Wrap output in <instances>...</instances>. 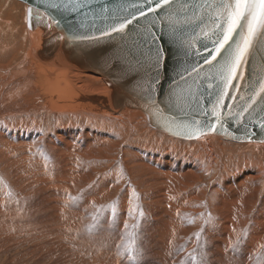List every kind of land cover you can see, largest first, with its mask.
<instances>
[{
  "label": "rangeland",
  "instance_id": "1",
  "mask_svg": "<svg viewBox=\"0 0 264 264\" xmlns=\"http://www.w3.org/2000/svg\"><path fill=\"white\" fill-rule=\"evenodd\" d=\"M23 3L24 2H22L20 0H0V17L2 18V16H5V14H7V12H12V14L16 16L17 28H16V30L14 32V35H12L11 38H8L7 40H8V42L10 41L11 44H15L16 43V40H17V44H18V46L20 48V50L18 49L17 54L19 56H21L20 59L22 57H24L22 55H23V53H24V51L26 49V45L28 44V42L25 39L26 37H24L25 36V31L23 30V26H24V24H23V22H24V20H23L24 12L23 11H24V7H25V5ZM11 8H12V10H11ZM12 38H14L15 40L13 39V41L11 42ZM10 58L13 59V61L11 60V62H10V64H11V63L14 62V58L13 57H10ZM6 64L7 63H5L4 65L6 66ZM1 82L3 83L4 80L3 81L1 80ZM0 88H1V85H0ZM25 96H26V94H25ZM29 98H31V99L29 100ZM29 98H25L24 99V101H23V103H25L24 105H22V106H20V104L17 105L21 109L20 113L19 112H17V113L16 112H13V114H12V112H11V115L10 114H4V115L0 114V123H6V122H8L9 125H11L13 127L16 126V128H17V126L19 127V126H22V125H27L28 127L31 128L33 126L32 124H34L32 122H33V120H35L36 121V124L39 123L40 126H41V129H42V131L44 133L43 134L44 140L47 139L46 136L48 137L50 134H53V133L55 134L56 132H58V129L60 127H68V128L71 127V128H74L76 126V128H77V126H78V127H80L82 129V131H80V132L82 133V136L83 137L85 136L84 134H85V132H86L87 129H99V130H102V131L108 133L111 136V137L109 136L110 137V142L115 143L117 149H115L116 151L113 152V153H115V155L113 157H105V158H102L101 156H96V158H95V156H94V157H92L90 159H88L87 156H83V157L74 156L75 153L70 152L69 157L66 158V159L69 160V162L71 163V159L73 157L74 158L73 160H75L74 163L80 164L81 167L83 168V171L84 170L87 171L86 172L87 174L85 173V176L82 173H81L82 175L80 173L75 174V176L73 177V181H75L76 184H80V186H75L76 189L72 190V192L73 193H74V191L77 192V193H74V194L75 195L78 194L80 197L79 196H75L74 194L71 195L72 192L71 191H68V192H71V193H70L69 196L65 197L66 199L68 198V200H65L66 202H64V201L62 202V201H60L61 199H59L57 201V203H60V204H64L65 203L63 206H65L66 209L62 206L60 208V210H59L60 212L58 211V214L55 215V217H56L55 220L52 221L51 223L49 221V211H50L49 209H50V205L53 202H55V201H51L49 197H47V198L45 197L46 196L45 195L46 194V191H50V190H49V188H46L47 189L46 190L44 188V186L47 183L48 178L50 179V181H49L50 183H54V180H53L52 176H53V174H54V176L56 175L55 177L53 176L54 178H56L58 176L57 173H59L58 170H60V168H61L60 163H61L62 160H60L59 165L57 163H58L59 159H62V158L55 157V154L53 152H51L50 147H49V151H48L46 145L44 144V141L42 143L38 144V150H36V149L34 150L33 148H30V146L28 145V150H26L24 153L26 155L29 154L30 157L23 158L20 161H18V160H15L14 161V156L11 155L10 153H8V159H9L8 160L9 161L8 163L9 164H7L6 160L0 161V228H2V229H0L1 230L0 231V237L2 236L0 238V247H1V249L3 248L2 245L3 244L5 245V243L7 242V238H8V234L4 233V230L3 229L6 228V226H8V225H9V227H12V222H14V223H18L19 222V228H20V230L24 231L23 233H22V231H20L18 233L19 235H21V237L26 236V234L28 236H30V235L32 236L33 233H29V231H31V229H32V231L34 230L33 232L35 234H37L38 237H40V238H38V239H31V240H28V242L26 241L27 242V245H26V243L23 244V246L21 247L20 250L18 248H16V249H12L11 248L10 251H12V252L14 251L13 252L14 254L12 252H10V251L9 252L6 251L4 253H1L2 250H0V258H1L0 259V264H10V263H13V262H14L13 264H18V262H19V264H33V263L34 264H36V263H38V264H43L44 263L45 264V262H47L46 264H63V263L65 264V261H66V264L67 263H70V262L72 264H80L79 263L80 261H82L84 264H89L88 261L90 260V258H89V256H87L88 254H86L87 257L85 255H83V256H85V257H83L82 254L83 253L85 254L86 251H90V248L93 247V246H95L97 248V251H99V253L101 252L104 255V256L99 257V255L97 254L96 257L97 258L99 257L100 259H104L105 258L108 261H110L109 259H111V257H109V256H112L113 257V256H116L117 254L120 253L118 256H116L117 258H120L119 260L116 261L117 258H115V257H114L115 259H113L114 261L111 259V261H113L112 262L113 264H114L115 261H116V263L118 262L117 264H119L121 261H122V263H120V264H155V263L156 264H162V263L164 264V262H165V264H199V263L200 264H238L239 262H241L242 264H245V261L243 262L242 260H244V259L246 260L247 258H248V260L251 258L252 260L250 259V261H252V263L254 261L253 259L256 258L255 261H254V264H256V261H257V264H264V255H263L264 253H261L264 250V230L262 231V229H260L262 227L264 229V225H263V223H264V214L262 215V218L261 219L260 218H257L258 213L262 209L264 210V207L262 206L264 204L263 203L264 202V200H263L264 190H262V192H261V189H264V179H263V177H264V173H263V171H264V161H263L264 160V145L255 144L256 146H254V144H252V143L250 144V143H243V142L227 141L226 139L225 140L222 139L221 136H219V135L218 136L220 138L216 135L219 139H216L215 141H212L211 140L210 142L208 141L209 143L205 141L206 139L205 140L204 139L198 140L199 139L198 138L196 140L195 139L194 140H183V139L171 137L169 135H166V134L158 131L156 128L152 127L147 122L146 117H145V114L142 111L136 110V109L128 110L130 112H138L136 114V116H134L132 119H128V120H130L129 122L126 121V120L125 121H121V120L116 121V120H113L110 117L103 118L104 116H108V115H105V114H100V115H102V117H98V116L89 117L87 115H84V117H82L83 114L82 115L81 114L80 115H75V116L72 115V116L58 117V116H60L62 114H65V113H62V112H61V114L54 113L52 110H45V112L44 111L38 112L39 109H38V105H37L38 104L37 99H34V98L30 97V96H29ZM2 99L3 98H1V100ZM7 99H8V97L6 98V100L5 99L4 100L5 101H8ZM27 100H29L28 101L29 104L27 103ZM2 102L5 103L3 100H2ZM27 105H28V107H27ZM26 113H27V115H26ZM15 117H16V119H14ZM142 117H143V119H142ZM65 130L64 131L62 130V132L64 133ZM77 134H78V132H77ZM60 135H62V134H60ZM72 137H68L66 139H69V140L72 139V142H74L75 138L74 137L72 138ZM79 138H82V137H79ZM76 141H79V140H76ZM206 144L207 145L209 144L210 147H208L209 145L206 146ZM43 145H45V146H43ZM202 146H203L204 149L202 148ZM43 147H45L47 149L46 150L44 148L46 150V152L44 150L43 153H39V149L41 150V148H43ZM131 147L132 148H135V147L138 148L139 154H140V151H142L143 153H145L144 150L146 151V153H147V154H145L146 156H143L144 155L143 154L141 156V158L142 157L143 158L142 159L140 158V159H141V161L143 159H145L146 161H148V164H149L150 167L148 166V164H146V165L143 164L142 165L140 162H137L136 161L137 159L135 160L136 155L132 152L133 149H131ZM170 149H171V151H170ZM47 152L49 154L51 152V154L53 153L54 155L53 156L51 154L49 155ZM44 153H45V156L46 157L44 156ZM5 155H7V153H5ZM48 155H49V157H48ZM170 155H171V157H170ZM177 155H179V156H177ZM17 156H20V154H17ZM38 156H40V157H38ZM51 156L54 157L52 159H56V160L55 161L50 160L51 159L50 158ZM195 156H196V158H195ZM148 158H152V159L154 158L155 160H153L154 161L153 162L152 159H148ZM126 159H128L129 164H127L126 166H124ZM181 159H182V161H181ZM188 159L191 160V161H189ZM94 160H96V161L94 162ZM145 160H143V161H145ZM69 162H68V166H70ZM83 162H85L86 165H84ZM97 162H101L100 165H98ZM244 165H245V167H244ZM253 165H255V168H253ZM56 166L57 167L59 166L60 168L59 167L57 168ZM38 167H42L40 169L41 170V173H42V177L41 176L38 177V170H37ZM54 167H56V168H54ZM72 167H73V165H72ZM84 167H86V168H84ZM125 167H127V168H125ZM176 167L178 169H176ZM187 167L190 168V169H188ZM195 167H196V169H194ZM198 167H200V168H198ZM52 168H54V169L52 170ZM16 169L20 170V172L19 173H16L15 172ZM141 169H143V170H141ZM169 169L172 170V171H170ZM257 169H259V170H257ZM107 170H108L109 173L107 172ZM194 170L196 172H194ZM256 170L259 171V172H261V173L255 172ZM53 171H54V173H53ZM168 172L169 173L170 172H173V173H170L169 174ZM178 173H179V175H178ZM246 173H248V174H246ZM12 174H14V175H12ZM46 174L48 175V177H46L47 176ZM88 174L91 177L93 176V178L88 177L87 176ZM123 174H125V175H123ZM44 175H45L46 178H44ZM162 175H163L164 178L163 177L161 178ZM82 176H84L85 178H88V180L85 179L84 177L82 178ZM166 176H168V178H165ZM192 176H194L195 178L192 177ZM68 177L70 178V176H68ZM109 177H112L113 179L114 178L115 179L113 180L112 178H109ZM118 177H120V178H118ZM153 177L154 178H157L158 177V179H154ZM184 177L185 178L187 177V178L185 179ZM251 177H252V180H250ZM36 178H37V181H36ZM43 178H44L45 181H43ZM182 178H184V179L182 180ZM188 178H190V179H188ZM38 179L40 181H38ZM240 179H242V180H240ZM33 180H34V182H33ZM115 180H116V182H115ZM140 180H142V181H140ZM181 180H182V182H181ZM89 181L91 183H89ZM251 181H253V183H251ZM39 182H41V183H39ZM138 182L140 184H138ZM179 182H180V184H179ZM184 182H186L185 184L188 183L186 185V188L184 187L185 189L184 188L183 189L182 188L179 189V186L181 185V183H184ZM111 183H112L113 187H111V190L110 191H109V189H110L109 188L108 189V192L109 193L107 192V194H105L104 188L106 187V185H109ZM29 184H31V186ZM32 184H34V185H32ZM82 184H84V186ZM94 184H97L96 185L97 188H96V186ZM130 184L131 185L132 184L134 185L135 190L133 189L131 191L130 196H128V197H126L124 199L121 196V192L123 191V188L125 190ZM146 184H147V186H145ZM222 184H223V186H222ZM39 185L42 187L41 189H38L39 188ZM115 185H117V186H115ZM214 185H216V186H214ZM23 187H25V188H23ZM35 187H36V189H35ZM94 188H95V191H94ZM98 188H100L101 190L98 189ZM96 189H98V190L96 191ZM155 189L156 190H159L160 189V190L159 191H156ZM164 189H166V190H164ZM196 189H197V191H196ZM39 190L41 191V193L39 192ZM145 190H148V191H145ZM151 190H152V192H151ZM176 190H177V192H176ZM220 190H221V192L223 194H221ZM198 191L199 192L201 191V192L198 193ZM228 191H230L231 193L228 192ZM36 192H38V194ZM97 192L100 193V194L98 193L99 199L96 198ZM147 192H150V193H147ZM247 192H250V194H251L250 196L248 195L246 197L247 199L250 200V202H249L250 204L248 203L249 205L247 203H244L243 202V200L246 199V198L244 199L245 196H243V195H245V193H247ZM35 193L37 194L36 195L37 197L35 195L34 196L32 195V194H35ZM86 193H91V194H88V196H90V197H88V199L85 196ZM146 193H147V195H146ZM195 193H197L199 195L197 196V194H195ZM201 193H203V195H204L205 198H203V196H201ZM228 193H230V194H228ZM193 194L196 195V196H194L195 198L193 197ZM220 194H221V197H218ZM256 194H258L257 197H256ZM28 195H30V196L32 195V196L30 197ZM165 195L167 197H165ZM70 196H72V197H70ZM82 196L83 197L85 196L86 199L83 198ZM172 196H173V198H172ZM222 196H224V197H222ZM233 196L234 197L236 196V197H239V198L233 199ZM240 196L243 198V200H241L242 198H240ZM9 197H11L12 199L11 198L9 199ZM32 197H33V199H32ZM76 197H78V199ZM153 197L156 198V199H158V201L160 202V204H159V202H155V199ZM196 197H198V198L196 199ZM225 197H227L229 200H231V199L234 200V201L231 200L232 203H234V204H232V203L229 204V203L225 202ZM166 198L169 199V200H167ZM221 198H222L223 201L221 200ZM258 198H260V199L258 200ZM184 199L186 201L185 202L186 204H184ZM95 200H97V201H95ZM216 200L217 201H220V202H217ZM29 201H31V202H29ZM87 201H89V202L86 203ZM90 201H92V202H90ZM258 201H259V204H258ZM260 201L263 204H261ZM84 202H85V204H84ZM163 202L165 204H163ZM190 202H192V203L190 204ZM215 202H217L219 205L217 203H215ZM224 202H225V204H224ZM238 202H241V203H238ZM24 203L26 204V206L24 205ZM115 203H116V206H114ZM141 203L142 204L144 203V204L142 205ZM161 203L163 205H165V206L162 207V204ZM222 203H223V205H222ZM119 204L120 205H123V206H120ZM180 204H182V205H180ZM226 204L229 205V206H232V207L234 206L233 207L234 208L233 211L227 212L229 210L227 209V205ZM260 204H261V207H260ZM2 205H3V207H2ZM81 205H82V207H81ZM89 205H92V208H90V209L87 208V206L89 207ZM118 205L120 207H118ZM158 205H160V206H158ZM184 205H185V207H184ZM186 205H188V206H186ZM238 205H239V207H237ZM112 206L114 208H116V209H114ZM242 206H244L246 208L245 209H242L241 208ZM4 207H5V209H4ZM17 207H18V209H17ZM165 207H166V209H165ZM10 208H11V210H9ZM20 208L23 209L24 213H23L22 209H20ZM31 208H34V209L32 210ZM63 208L67 211V214L65 213V210H63ZM108 208H109V210H108ZM152 208L154 209V212L152 211L153 210ZM185 208H187V209H185ZM218 208L220 210H218ZM257 208H259V209H257ZM142 209H144V210L147 209L146 211H148V210L149 211L146 212V211H144ZM170 209H171V211H170ZM15 210H16V212H15ZM62 210H63V213H62ZM74 210H75V213H73L74 214L73 215L72 212H74ZM114 210H117V212L114 211ZM172 210H173V212H172ZM186 210H187V212H185ZM189 210H190L191 214H189L190 213ZM53 211H54V209H53ZM80 211L81 212H84L85 211L84 212L85 214L84 213H79ZM140 211H142V212H140ZM244 211H247V212L245 213ZM98 212H99V215H97ZM12 213H13V215H12ZM60 213L65 214V216L61 215ZM124 213L127 216H125ZM135 213H137L138 216ZM149 213H152V214L150 215ZM153 213H155V214H153ZM168 213H170L171 215L168 214ZM172 213L174 215H172ZM226 213H228V214L226 215ZM68 214H70V216L72 215L73 217L71 216V218L67 220V215ZM75 214H79V216H78L79 218H77V215L75 216ZM80 214H83V215H80ZM146 214H147V216H146ZM222 214L223 215L225 214L224 215L225 217ZM239 214H240V216H239ZM255 214H257V215H255ZM84 215H85V217H84ZM95 215H96V217L94 218ZM100 215H103L102 218H101ZM112 215H113V217H112ZM139 215H141V216L144 215V216L141 218V216H139ZM169 215H170V217H169ZM242 215H244V216H242ZM81 216H82V218H85V219H82ZM165 217H166V219H165ZM171 217H172V219H171ZM175 217L177 219H175ZM226 217H228V218H226ZM231 217H232V219L228 220ZM61 218H63V219H61ZM86 218H87V220H86ZM90 218H91V221L93 220L92 222L89 221ZM121 218H123V219L121 220ZM223 218H224V220H223ZM240 218H243L244 221L241 222V219ZM255 218H257V221H256ZM71 219H73V221ZM79 219H82V220H80V221H82L81 223H80ZM107 219H110V220L108 221ZM137 219H139L141 221H138ZM159 219H160V221L161 220L162 221L160 222ZM190 219L191 220L193 219L195 221H193V220L191 221ZM66 220L67 221H72V222L68 223ZM83 220L85 221V223H84ZM120 220H121V222H120ZM146 220H147V222H146ZM157 220H158V223H157ZM211 220H213V221H211ZM258 220L259 221L262 220V222L260 221L261 222L260 223ZM55 221L57 223H55ZM58 221H59V223H58ZM63 221H65V222H63ZM183 221H185V222H183ZM222 221H224V223ZM255 221H256V223H255ZM73 222H75L74 225H73L74 228L71 227V225L73 224ZM94 222H95V224H94L95 226H93V223ZM139 222L141 224H139ZM194 222H197L196 223V226H195V223ZM210 222L212 224H210ZM38 223L40 225H38ZM79 223L81 224V226H80ZM86 223H88V224H86ZM143 223L145 225H142ZM165 223L168 224V225L166 226ZM173 223L175 224V226L177 228L174 226ZM201 223H202V225L204 227L202 225H200ZM232 223L235 226L232 225ZM107 224H110V225H107ZM111 224H113V225H111ZM136 224H138L139 228H138V226ZM217 224H219V225H217ZM227 224L229 226H227ZM258 224H260V225H258ZM261 224H262V226H261ZM29 225H30V227H29ZM56 225H57L58 228L56 227ZM78 225H79V227H78ZM117 225H119V226H117ZM16 226L17 227H15L13 229L15 231L18 230V224H16ZM34 226H35V228H34ZM60 226L62 227V229H61ZM66 226H67L68 229H64ZM172 226H173V228H172ZM253 226H255L256 228L253 227ZM50 227H53V228H51V230H50ZM122 227H124V228H122ZM132 227H133V229H132ZM174 227H175V229H174ZM195 227H197V228H195ZM228 227H230V229ZM238 227L241 230H238ZM249 227H251V228L248 230L247 228H249ZM252 227H253V229H252ZM42 228H47V229H43L42 230ZM70 228H72V229H70ZM147 228H148V230H147ZM151 228L153 229L154 232L155 231L157 232V230H158L157 234H156V232L154 234V232L151 231ZM23 229H25V230H23ZM74 229H76V231ZM95 229H97V230L95 231ZM161 229H162V231H161ZM190 229H192V230L190 231ZM254 229H257V230H254ZM258 229L261 232H259ZM122 230H124V231L122 232ZM144 230H145V232H143ZM228 230H229V233H228ZM242 230H244V231H242ZM252 230L255 231V232L257 231L259 234L257 232H256L257 234H254V232ZM12 231H11V233H9V236L12 237L13 238V241H14V236L16 238V233L17 232H15V231L12 232ZM42 231H43V233H41ZM135 231H137L139 233H137ZM163 231L166 232V233H164ZM232 231L235 232L234 234H236V237H233V232ZM250 231L252 233H249ZM56 232H62V233L65 232V233H63V234L58 233V236H59V239H58V236L56 235V237H55V235H54ZM66 232H68L67 233L68 236H67ZM75 232H77V233H75ZM121 232H122V234L125 233V237H124V235L121 234ZM131 232L134 233V234H132ZM161 232L164 235H162ZM173 232H176V233H173ZM51 233H53V234H51ZM69 233L70 234L73 233L74 235H76L75 238L73 237V235L71 237V235ZM141 233H144V234H141ZM246 233L247 234L249 233L248 236H246L247 235ZM186 234H188V237H187ZM197 234H200L199 235L200 237H198ZM51 235L53 237H51ZM64 235H66V236L64 237ZM81 235L83 236V240L82 239H79L80 237H82ZM100 235H102V236H100ZM104 235H105V237H104ZM201 235H203V237H204V235L205 236L207 235V237L210 236L211 238L210 237L209 238H207V237L203 238L202 237V239L204 241V242H202L201 241ZM78 236H79V238H78ZM121 236H122V238H125L126 239V241L129 243V244H126V245L127 246L129 245L128 247L131 246L130 247L131 249L130 248H127V246H125L124 243L126 241H124L125 239L124 240L121 239ZM138 236H140V237H138ZM148 236L150 238H148ZM212 236H217V237L213 238L214 239L213 240L212 239ZM222 236L224 238H226L228 236L229 239L226 238V241L227 240L228 241L227 242L224 241V239H223ZM255 236H256L257 239L254 238ZM257 236H259V237H257ZM41 237H43V238H41ZM45 237H47V238H45ZM49 237H51V238H49ZM65 238L67 240L69 239L68 242L72 241L73 240L72 238H74V240L78 238L76 241H74V240L73 241L75 242L74 245L75 246L78 245L79 247L78 246L72 247L69 244L72 245L73 243H68L67 241H65L66 243L63 241L65 243V245L63 247L60 246V240H65ZM86 238H89V239L92 238V239H94L95 240V242H94L95 244L93 243L94 245L92 246L91 243L93 242V240L92 239H91V241L90 240H86ZM119 238H120L119 241L122 240L120 243H119V241H117ZM128 238H130V239H128ZM243 238H244V240H242ZM27 239H29V237ZM44 239H46V240L49 239V242L50 243H48V240L45 241ZM54 239H56V240H54ZM133 239H135V240L133 241ZM136 239H137V241H136ZM152 239H155V240H152ZM207 239H210V240L212 239L213 241L211 240V242L209 243V240L207 241ZM40 240H42V241H40ZM111 240H113V241H111ZM183 240H184V245L185 246L183 245V243H181L183 246L180 244V242H182ZM185 240L186 241L188 240V241L186 242ZM252 240L256 241V243H254V241L252 242ZM43 241H45L46 243L43 242ZM58 241H59V243H58ZM80 241H83V244ZM85 241H86V244H85ZM123 241H124V243H123ZM153 241H154V243H153ZM230 241L235 246L234 250H233V245L230 243ZM237 241L238 242L240 241V244L239 243L236 244L235 242H237ZM51 242H54L55 244L51 245ZM87 242L89 243V245H87ZM99 242H101V244ZM136 242H138V243H136ZM213 242H215V246L216 247L214 246ZM38 243L40 245H38ZM122 243H123V246H122ZM133 243H134V245H133ZM149 243H151V245ZM163 243H164V245H162ZM201 243H205V244H202L201 245ZM44 244H45V246H44ZM103 244L105 246H103L104 248L102 249V245ZM112 244H115V245H112ZM153 244H154V246H153ZM226 244H228V246ZM255 244H258V248H257V245L255 246ZM36 245H37V247H36ZM47 245H48V247H47ZM110 245H111V247H109ZM159 245L162 246L161 250L163 252L164 251H166V252L163 253L161 250H158V246ZM176 245H177V247H176ZM230 245H232V246H230ZM238 245H239V248L240 249H238ZM40 246H41V248H40ZM80 246H81V248H80ZM99 246H100V250L102 249V251L99 250ZM121 246L122 247L125 246V247L121 249L120 248ZM152 246L154 248H152ZM28 247H29L30 251H29ZM43 247H44L45 250L47 249L46 252L43 249ZM49 247L51 249V252H50V250H48ZM65 247L67 249H69L67 252H66L67 249ZM77 247L80 248V250H78ZM160 247H159V249H160ZM200 247H201V249H200L201 251L198 250ZM58 248H59V251L61 252V254L62 253L63 254L65 253L64 254L65 256L62 254L63 257H61V254L58 251ZM82 248H83V250H81ZM84 248H86L88 250H86ZM163 248H165V249L163 250ZM174 248L175 249L177 248V249L174 250ZM184 248H185L186 251H188L190 249L189 250L190 252L189 251L186 252L184 250ZM195 248H196V250H195ZM251 248H253L254 250L252 249L249 252V250ZM262 248H263V250L261 251ZM35 249L36 250L38 249V250L36 251ZM40 250H41V254L42 255L40 253H38ZM42 250H44V252ZM73 250H74V252H73ZM116 250H118V251H116ZM133 250H135V251H133ZM180 250H182V251H180ZM212 250H214V252ZM56 251H58V253ZM83 251H85V252H83ZM103 251H104V253H103ZM210 251H212L213 253L210 252ZM215 251H217V253ZM258 251L261 254H259ZM16 252H18V253H16ZM22 252L24 253V255L22 254ZM72 252L74 254L78 252L77 253L78 255L75 254L77 257L74 256V254H71ZM160 252H161V255H160ZM183 252H184V254H183L184 257L182 255ZM202 252L203 253L207 252V253L203 254ZM251 252H253V254ZM255 252H256V255L258 253V255H259V256L257 255L258 257L255 255ZM7 253L8 254L10 253V254L8 255ZM19 253H21L20 255L23 256V257H20ZM48 253L52 254V256L50 254H48ZM56 253H57V256H56ZM66 253L67 254L69 253V254L67 255ZM101 253H100V255H101ZM129 253H130V256L128 255ZM38 254H40L41 256L38 255ZM111 254H113V255H111ZM163 254H166L167 256L166 255L163 256ZM185 254H186V256H185ZM250 254H252L253 256L251 255V257H250L249 256ZM16 255L18 257H15ZM254 255H255V258H254ZM5 256H8V257H5ZM24 256H26V257H24ZM79 256H81L80 258L82 260L80 259V261L78 262V259H79L78 257ZM176 256H178V257H176ZM180 256H181V258H180ZM215 256L220 257L219 259L221 260V262H219L220 260L217 259V257H215ZM235 256H237L238 258L235 257ZM27 257H28V259H26ZM36 257H38V258H36ZM65 257H67L68 259L65 260L66 259ZM82 257L83 258H88V261H87V259L84 260ZM239 257H243V259H241ZM8 258H9V261H7ZM16 258H19L20 260L18 261V259H16ZM50 258H52V259H50ZM56 258L59 259V263L57 262L58 260L56 261ZM62 258H63V261H62ZM71 258H73V259H71ZM95 258H93L95 261L94 260H92V261H94L96 264H109V262H106L107 260L105 261V259H104V260H101L100 261L99 258L98 259L96 258L98 260V263H97V260ZM12 259H15L17 261L12 260ZM76 259H77V262H76ZM34 260L35 261L39 260V261L34 262ZM68 260H70V261L67 262ZM160 260H162V261H160ZM248 260H247V264L248 263L251 264L250 261H248ZM260 260H261V262H260ZM41 261H42V263H40ZM54 261L56 263H54ZM82 262H81V264H83ZM86 262H88V263H86ZM90 262H91V260H90Z\"/></svg>",
  "mask_w": 264,
  "mask_h": 264
},
{
  "label": "bare ground",
  "instance_id": "2",
  "mask_svg": "<svg viewBox=\"0 0 264 264\" xmlns=\"http://www.w3.org/2000/svg\"><path fill=\"white\" fill-rule=\"evenodd\" d=\"M21 1V0H20ZM23 2V1H22ZM24 5H25V7H24V16H23V20H24V22H23V24H24V26H23V30L25 31V36L24 37H26L25 39H26V41L28 42V44L26 45V49H25V51H24V53H23V55L22 56H24V57H22L21 59H20V57L21 56H19L18 54H17V51H18V49L20 50V48H19V46H18V44H17V40H16V43L15 44H11L10 43V41L8 42V38H11V36L12 35H14V32H15V30H16V28H17V20H16V16L15 15H13L12 14V12H7V14H5V16H2V18L0 17V85H1V88H0V97L1 98H3L2 100L5 102V103H3L2 102V100H1V98H0V114H2V115H4V114H10L11 115V112H12V114H13V112H19L20 113V111H21V109H20V107H18L17 105H19L20 104V106H22V105H24L25 103H23V101H24V99L25 98H29V96L30 97H32V98H34V99H37V101H38V109H39V111L38 112H40V111H44L45 112V110H52L54 113H59V114H61V112L62 113H65V114H62V115H60V116H58V117H63V116H72V115H82V117H84V115H87V116H89V117H94V116H98V117H102V115H100V114H105V115H108V116H104L103 118H107V117H110V118H112L113 120H116V121H118V120H121V121H130V120H128V119H132L134 116H136V114L138 113V112H130V111H128V110H133V109H136V110H140V111H142L144 114H145V112L141 109V108H138L136 105H134V104H129V103H124V99L123 100H119L118 99V97H117V95L119 94V93H121L122 94V96L124 97V93H122L121 91H119L117 94H116V92L113 90V88H112V85L111 84H115L116 82H117V78H114V77H112V78H109V76L106 74V70L105 71H102V69H100V68H103V67H99V68H96V72H94V71H90L89 69H87V68H85V67H81V66H78V65H76L75 63H73V62H71L68 58H67V56L66 55H68V50H67V48H66V46H65V42H66V40L65 39H61V37H66V36H68V34H69V25H71L72 26V28L73 29H75V27L73 26V24H72V17L71 16H68L66 19L64 18V25H63V21H62V19L61 18H59L57 15V17L59 18V21H60V25H59V27H56V26H52V27H45L43 24H41V25H37V24H35V22L33 21V23L35 24V26L33 27L31 24H30V22H29V17H28V4L27 3H23ZM40 9V11L41 12H43V13H45V12H47V13H49L48 11L49 10H47L46 8H43V7H41V8H39ZM11 10H12V8H11ZM50 14V13H49ZM7 15V16H6ZM51 16H54L55 17V15H54V13L53 14H50ZM56 18V17H55ZM4 19V20H3ZM57 19V18H56ZM58 20V19H57ZM46 23L47 24H52V21H51V19H48L47 18V20H46ZM13 39L14 38H12V40H11V42L13 41ZM15 40V39H14ZM15 42V41H14ZM51 43H52V45H53V48H54V50H52V46H51ZM51 46V47H50ZM15 53V54H14ZM92 54H94L93 53V51L91 50V52L90 53H88V54H85V55H83V56H87L88 58H91L92 59ZM10 57H13L14 58V62L13 63H11L10 64V62H11V60L13 61V59H11ZM95 60H97V57H95L94 58ZM5 63H7L6 64V66L4 65ZM9 66V67H8ZM1 80L3 81L4 80V82L2 83L1 82ZM25 94H26V96H25ZM8 97V101H5L6 100V98ZM84 98H86L87 100H89V103L86 105L85 103H83V101H82V99H84ZM5 99V100H4ZM31 98H29V100H30ZM86 99H85V101H86ZM29 100H27V103H28V101ZM33 100V99H32ZM26 102V101H25ZM33 102V101H32ZM3 103V104H2ZM29 104V103H28ZM35 104V105H36ZM26 107V106H25ZM27 107H28V105H27ZM26 107V108H27ZM36 107V106H35ZM24 108V107H23ZM22 108V109H23ZM34 108V107H33ZM16 109V110H15ZM25 109V108H24ZM15 110V111H14ZM25 112V111H24ZM33 112V111H32ZM34 113V112H33ZM26 115H27V113H26ZM80 117V116H79ZM145 117H146V120H147V122L152 126V127H154V128H156L155 126H153L152 124H151V122L149 121V119H148V117H147V115L145 114ZM96 118V117H95ZM14 119H16V117L14 118ZM34 119V118H33ZM142 119H143V117H142ZM23 121V120H22ZM94 121V120H93ZM21 122V121H20ZM96 122V121H95ZM141 122V121H140ZM12 123V122H11ZM32 123H34V124H32L33 126L30 128V127H28L27 125H22V126H17V128H16V126H11V125H9V123L8 122H6V123H0V161H2V160H6V162H7V164H9L8 162V153H10L11 155H13L14 156V161L15 160H18V161H20V160H22L23 158H28V157H30L29 156V154L28 155H26L24 152L26 151V150H28V145L30 146V148H33L34 150L36 149V150H38V144H40V143H42L43 141H44V144L46 145V147H47V149H48V151H49V147H50V150H51V152H53L54 154H55V157H58V158H62V159H59V161H58V165H59V162H60V160H62L61 161V163H60V165H61V168H60V170H58L59 171V173H57V177L56 178H54L55 176H54V174H53V176H52V178H53V180H54V183H50L49 181H50V179L48 178V181H47V183L45 184V186H44V188L46 189V188H49V190L50 191H46L45 189V191H46V198L47 197H49L50 198V200L51 201H55V202H53L51 205H50V211H49V221H50V223L52 222V221H54L55 220V215H57L58 214V211L60 210V208L65 204H60V203H57V201L59 200V199H61L60 201H64V202H66L65 200H68V198L66 199L65 197H67V196H69L70 195V193L72 192V190H74V189H76L75 188V186H80V184H76L75 183V181H73V177L75 176V174H77V173H82V174H84V176H85V173L87 172V171H83V168L81 167V165L80 164H76V163H74V161L75 160H73L74 158L72 157V159H71V163L69 162V160H67L66 158H68L69 157V155H70V152H72V153H75V155L74 156H80V157H83V156H87L88 157V159H90V158H92V157H94L95 156V158H96V156H101L102 158H105V157H113L114 155H115V153H113V152H115L116 150L115 149H117L116 148V145H115V143H113V142H110V135L108 134V133H106V132H104V131H102V130H99V129H87L86 130V132H85V136L83 137L82 136V133L80 132V131H82V129L80 128V127H78L77 126V128H76V126L74 127V128H68V127H60L59 129H58V132H56L55 134L53 133V134H50L48 137L46 136V140H44V136H43V131H42V129H41V126H40V124L38 123V124H36V121L35 120H33V122ZM62 125V124H61ZM67 128V129H66ZM66 129V130H65ZM158 131H160V132H162V133H164V134H166V135H169L168 133H166V132H164V131H161V130H159L158 128H156ZM62 130L64 131L65 130V132L63 133L62 132ZM77 132H78V134H77ZM60 134H62V135H60ZM73 134V135H72ZM219 135V136H221V138L222 139H226L224 136H222V135H220V134H216V133H205L204 135H201L200 137H198V138H196V139H198V140H202V139H206L205 141L206 142H210L211 140L212 141H215L216 139H219L217 136ZM74 137L75 138V140H74V142H72V139H66V138H68V137ZM82 137V138H79V137ZM110 136V137H109ZM169 136H171V137H174V136H172V135H169ZM72 137V138H73ZM175 138H177V137H175ZM114 139V138H113ZM195 139V140H196ZM76 140H79V141H76ZM115 140V139H114ZM227 141H232V140H229V139H226ZM208 142V143H209ZM233 142H236V141H233ZM56 143V144H55ZM58 143V144H57ZM243 143H252V144H254V146H256L255 144H259V145H264V142H257V141H255V142H253V141H245V142H243ZM45 145H43V146H45ZM203 145V144H202ZM209 145V144H208ZM207 144H206V146H208ZM253 146V145H252ZM193 147V146H192ZM208 147H210V145L208 146ZM45 147H43V148H41V150L39 149V153H43L44 152V150L46 149H44ZM130 148V147H129ZM202 148H203V146H202ZM256 148V147H255ZM46 149V150H47ZM131 149H133V153L136 155V158H135V160L137 161V162H140L142 165L143 164H148V161H146L145 159H143V160H145V161H141V159L143 158H141V156L143 155V156H146L145 154H147L146 153V151L144 150V152L145 153H143L142 151H140V154H139V150H138V148H132L131 147ZM204 149V148H203ZM46 150H45V152H46ZM142 150V149H141ZM208 150V149H207ZM217 150V149H216ZM120 151V150H119ZM170 151H171V149H170ZM254 151V150H253ZM51 152H50V154H51ZM206 152V151H205ZM212 152V151H211ZM5 153H7V155H5ZM48 153V152H47ZM51 154L52 156L54 155V154ZM17 154H20V156H17ZM49 154V153H48ZM49 154V155H50ZM178 154V153H177ZM199 154V153H198ZM49 155H48V157H49ZM169 155V154H168ZM186 155V154H185ZM42 156V155H41ZM44 156H45V153H44ZM50 157L51 159L50 160H53V161H55L56 159H52V158H54V157ZM72 156V155H71ZM177 156H179V155H177ZM192 156V155H191ZM198 156V155H197ZM38 157H40V156H38ZM43 157V156H42ZM46 157V156H45ZM148 157V156H147ZM151 157V156H150ZM170 157H171V155H170ZM194 157V156H193ZM13 158V157H12ZM99 158V157H98ZM115 158V157H114ZM141 158V159H140ZM158 158V157H157ZM156 158V159H157ZM182 158V157H181ZM184 158V157H183ZM191 158V157H190ZM195 158H196V156H195ZM194 158V159H195ZM198 158V157H197ZM148 159H152V158H148ZM206 159V158H205ZM209 159V158H208ZM41 160V159H40ZM73 160V161H72ZM81 160V159H80ZM153 160H155L154 158L152 159V161ZM185 160V159H184ZM189 160V159H188ZM198 160V159H197ZM34 161V160H33ZM69 162V164H70V166H68V162ZM96 160H94V162H95ZM108 161V160H107ZM181 161H182V159H181ZM186 161V160H185ZM189 161H191V160H189ZM199 161V160H198ZM251 161V160H250ZM264 161V160H263ZM111 162V161H110ZM154 162V161H153ZM34 163V162H33ZM84 163V165H86L85 164V162H83ZM87 163V162H86ZM98 163V165H100V163L101 162H97ZM124 163V162H123ZM162 163V162H161ZM183 163V162H182ZM43 164V163H42ZM73 165V167H72V165ZM88 164V163H87ZM93 164V163H92ZM127 164H129V161H128V159H126V161H125V165L124 166H126ZM168 164V163H167ZM193 164V163H192ZM54 165V164H53ZM83 165V164H82ZM90 165V164H89ZM136 165V164H135ZM178 165V164H177ZM251 165V164H250ZM43 166V165H42ZM55 166V165H54ZM80 166V167H79ZM148 166H149V164H148ZM170 166V165H169ZM22 167V166H21ZM37 167V166H36ZM51 167V166H50ZM53 167V166H52ZM57 167V166H56ZM56 167H54V168H56ZM57 167V168H58ZM88 167V166H87ZM150 167V166H149ZM168 167V166H167ZM244 167H245V165H244ZM42 167H38L37 168V170H38V177L39 176H41L42 177V173H41V169ZM54 168H52V170L54 169ZM81 168V169H80ZM84 168H86V167H84ZM97 168V167H96ZM95 168V169H96ZM103 168V167H102ZM125 168H127V167H125ZM188 168V167H187ZM198 168H200V167H198ZM197 168V169H198ZM253 168H255V165H253ZM257 168V167H256ZM44 169V168H43ZM146 169V168H145ZM151 169V168H150ZM176 169H178L177 167H176ZM188 169H190V168H188ZM194 169H196V167L194 168ZM202 169V168H201ZM242 169V168H241ZM244 169V168H243ZM260 169V168H259ZM259 169H257V170H259ZM45 170V169H44ZM91 170V169H90ZM141 170H143V169H141ZM170 170V169H169ZM199 170V169H198ZM197 170V171H198ZM203 170V169H202ZM206 170V169H205ZM255 171V172H258V173H261V172H259V171ZM125 171V170H124ZM129 171V170H128ZM139 171V170H138ZM170 171H172V170H170ZM181 171V170H180ZM187 171V170H186ZM201 171V170H200ZM14 172V171H13ZM15 172L16 173H19L20 172V170H18V169H16L15 170ZM36 172V171H35ZM52 172V171H51ZM107 172H108V170H107ZM117 172V171H116ZM157 172V171H156ZM164 172V171H163ZM175 172V171H174ZM179 172V171H178ZM188 172V171H187ZM194 172H196L195 170H194ZM202 172V171H201ZM53 173H54V171H53ZM109 173V172H108ZM165 173V172H164ZM169 173V172H168ZM170 173H173V172H170ZM169 173V174H170ZM263 173H264V171H263ZM48 174V173H47ZM46 174V175H47ZM52 174V173H51ZM50 174V175H51ZM81 174V175H82ZM87 174V173H86ZM156 174V173H155ZM182 174V173H181ZM238 174V173H237ZM246 174H248V173H246ZM12 175H14V174H12ZM29 175V174H28ZM123 175H125V174H123ZM152 175V174H151ZM172 175V174H171ZM178 175H179V173H178ZM184 175V174H183ZM193 175V174H192ZM245 175V174H244ZM21 176V175H20ZM68 176H70V178L68 177ZM84 176H82V178L84 177ZM88 177H90V178H93V176L91 177V176H89V174L87 175ZM110 176V175H109ZM113 176V175H112ZM127 176V175H126ZM165 176V175H164ZM242 176V175H241ZM255 176V175H254ZM257 176V175H256ZM14 177V176H13ZM12 177V178H13ZM26 177V176H25ZM40 177V178H41ZM46 177H48V175L46 176ZM45 177V175H44V178H46ZM50 177V176H49ZM80 177V176H79ZM156 177V176H155ZM163 177V175L161 176V178ZM171 177V176H170ZM178 177V176H177ZM180 177V176H179ZM192 177H194V176H192ZM249 177V176H248ZM44 178H43V181H45L44 180ZM85 178V177H84ZM109 178H112V177H109ZM118 178H120V177H118ZM151 178V177H150ZM154 178V177H153ZM160 178V179H161ZM164 178V177H163ZM165 178H168V176H166ZM185 178V177H184ZM184 178H182V180L184 179ZM187 178V177H186ZM185 178V179H186ZM195 178V177H194ZM85 179H87L88 180V178H85ZM105 179V178H104ZM113 179V178H112ZM115 179V178H114ZM113 179V180H114ZM145 179V178H144ZM154 179H158V177L157 178H154ZM170 179V178H169ZM188 179H190V178H188ZM239 179V178H238ZM261 179V178H260ZM263 179H264V177H263ZM16 180V179H15ZM35 180V179H34ZM34 180H33V182H34ZM42 180V179H41ZM96 180V179H95ZM103 180V179H102ZM111 180V179H110ZM148 180V179H147ZM146 180V181H147ZM182 180H181V182H182ZM200 180V179H199ZM240 180H242V179H240ZM239 180V181H240ZM244 180V179H243ZM250 180H252V177L250 178ZM18 181V180H17ZM16 181V182H17ZM23 181V180H22ZM36 181H37V178H36ZM38 181H40L39 179H38ZM140 181H142V180H140ZM173 181V180H172ZM189 181V180H188ZM226 181V180H225ZM24 182V181H23ZM30 182V181H29ZM32 182V183H33ZM49 182V183H48ZM96 182V181H95ZM110 182V181H109ZM113 182V181H112ZM115 182H116V180H115ZM154 182V181H153ZM174 182V181H173ZM177 182V181H176ZM191 182V181H190ZM243 182V181H242ZM256 182V181H255ZM39 183H41V182H39ZM38 183V184H39ZM78 183V182H77ZM89 183H91L90 181H89ZM114 183V182H113ZM131 183V182H130ZM159 183V182H158ZM186 182H184V183H181V185L179 186V189H183L184 187L186 188V185L188 184H185ZM227 183V182H226ZM251 183H253V181H251ZM28 184V183H27ZM99 184V183H98ZM125 184V183H124ZM138 184H140L139 182H138ZM176 184V183H175ZM179 184H180V182H179ZM190 184V183H189ZM242 184V183H241ZM256 184V183H255ZM30 186H31V184H29ZM32 185H34V184H32ZM41 185V184H40ZM39 185V188L38 189H41L42 187ZM83 186H84V184H82ZM95 186L97 185V184H94ZM233 185V184H232ZM236 185V184H235ZM94 186V187H95ZM115 186H117V185H115ZM114 186V187H115ZM123 186V185H122ZM145 186H147V184L145 185ZM190 186V185H189ZM198 186V185H197ZM214 186H216V185H214ZM222 186H223V184H222ZM239 186V185H238ZM111 187H113V185H112V183L111 184H109V185H106V187L104 188V192H105V194H107V192H108V189H109V191L111 190ZM163 187V186H162ZM228 187V186H227ZM237 187V186H236ZM23 188H25V187H23ZM83 188V187H82ZM96 188H97V186H96ZM117 188V187H116ZM119 188V187H118ZM122 188V187H121ZM160 188V187H159ZM177 188V187H176ZM184 188V189H185ZM199 188V187H198ZM252 188V187H251ZM29 189V188H28ZM35 189H36V187H35ZM98 189H100V188H98ZM98 189H96V191L98 190ZM135 190V188H134V185L132 184H130L125 190H124V188H123V191L121 192V196L125 199L126 197H128V196H130V194H131V191L132 190ZM246 189V188H245ZM86 190V189H85ZM92 190V189H91ZM101 190V189H100ZM116 190V189H115ZM120 190V189H119ZM122 190V189H121ZM156 190V189H155ZM160 190V189H159ZM159 190H156V191H159ZM164 190H166V189H164ZM175 190V189H174ZM200 190V189H199ZM223 190V189H222ZM229 190V189H228ZM249 190V189H248ZM254 190V189H253ZM262 190H264V189H261V192H262ZM44 191V192H45ZM68 191H71V192H68ZM83 191V190H82ZM81 191V192H82ZM94 191H95V188H94ZM137 191V190H136ZM145 191H148V190H145ZM163 191V190H162ZM193 191V190H192ZM196 191H197V189H196ZM33 192V191H32ZM39 192L41 193V191L39 190ZM86 192V191H85ZM103 192V191H102ZM139 192V191H138ZM137 192V193H138ZM151 192H152V190H151ZM176 192H177V190H176ZM201 192V191H200ZM199 191H198V193H200ZM206 192V191H205ZM204 192V193H205ZM219 192V191H218ZM220 192H221V190H220ZM219 192V193H220ZM225 192V191H224ZM228 192H230V191H228ZM34 193V192H33ZM37 194H38V192H36ZM32 194L33 196L35 195H37V194ZM39 193V194H40ZM74 193H77V192H75L74 191ZM73 192H72V194L71 195H73L74 194ZM98 193L99 192H97V195H96V198L97 199H99V197H98ZM109 193V192H108ZM147 193H150V192H147ZM147 193H146V195H147ZM208 193V192H207ZM218 193V194H219ZM231 193V192H230ZM230 193H228V194H230ZM88 194H91V193H86V197H87V199H88V197H90V196H88ZM100 194V193H99ZM104 194V195H105ZM140 194V193H139ZM145 194V193H144ZM164 194V193H163ZM195 194H197V193H195ZM206 194V193H205ZM212 194V193H211ZM221 194H223L222 192H221ZM221 194L218 196V197H221ZM226 194V193H225ZM14 195V194H13ZM31 195V196H32ZM75 195V194H74ZM177 195V194H176ZM190 195V194H189ZM188 195V196H189ZM199 194H197V196H198ZM233 195V194H232ZM250 196L251 194H250V192H247V193H245V195H243V196H245L244 197V199L247 197V196ZM28 196H30V195H28ZM27 196V197H28ZM30 196V197H31ZM75 196H79L78 194L77 195H75ZM83 197V198H85L86 199V197ZM95 196V195H94ZM109 196V195H108ZM120 196V195H119ZM161 196V195H160ZM163 196V195H162ZM179 196V195H178ZM192 196V195H191ZM194 196H196V195H194L193 194V197ZM201 196H203V198H205L204 197V195H203V193H201ZM255 196V195H254ZM253 196V197H254ZM258 196V194H256V197ZM261 196V195H260ZM13 197V196H12ZM37 197V196H36ZM70 197H72V196H70ZM80 197V196H79ZM134 197V196H133ZM158 197V196H157ZM165 197H167L166 195H165ZM222 197H224V196H222ZM11 197H9V199H10ZM77 199H78V197H76ZM143 198V197H142ZM154 198V197H153ZM159 198V197H158ZM172 198H173V196H172ZM175 198V197H174ZM177 198V197H176ZM184 198V197H183ZM195 198V197H194ZM198 197H196V199H197ZM237 198H239V197H234L233 196V199H237ZM240 198H242L241 196H240ZM6 199V198H5ZM12 199V198H11ZM32 199H33V197H32ZM42 199V198H41ZM92 199V198H91ZM155 199V202H159L158 201V199H156V198H154ZM161 199V198H160ZM167 199V198H166ZM191 199V198H190ZM189 199V200H190ZM217 199V198H216ZM251 199V198H250ZM257 199V198H256ZM260 198H258V200H259ZM35 200V199H34ZM117 200V199H116ZM119 200V199H118ZM167 200H169V199H167ZM221 200H222V198H221ZM232 200V199H231ZM229 200L227 197H225V202H227V203H232V201H234V200ZM241 200H243V198L241 199ZM263 200H264V196H263ZM49 201V200H48ZM47 201V202H48ZM75 201V200H74ZM84 201V200H83ZM95 201H97V200H95ZM114 201V200H113ZM148 201V200H147ZM161 201V200H160ZM164 201V200H163ZM174 201V200H173ZM199 201V200H198ZM217 201V200H216ZM223 201V200H222ZM236 201V200H235ZM239 201V200H238ZM252 201V200H251ZM4 202V201H3ZM13 202V201H12ZM26 202V201H25ZM29 202H31V201H29ZM89 201H87L86 203H88ZM90 202H92V201H90ZM140 202V201H139ZM153 202V201H152ZM167 202V201H166ZM181 202V201H180ZM186 201H185V199H184V204H186L185 203ZM217 202H220V201H217ZM217 202H215V203H217ZM225 202H224V204H225ZM237 202V201H236ZM243 202L244 203H249L250 202V200L249 199H245V200H243ZM11 203V202H10ZM27 203V202H26ZM183 203V202H182ZM192 202H190V204H191ZM238 203H241V202H238ZM260 203L261 204H263L261 201H260ZM6 204V203H5ZM18 204V203H17ZM84 204H85V202H84ZM107 204V203H106ZM118 204V203H117ZM121 204V203H120ZM119 204V205H120ZM142 204V203H141ZM144 204V203H143ZM142 204V205H143ZM148 204V203H147ZM152 204V203H151ZM159 204H160V202H159ZM162 204V203H161ZM163 204H165L164 202H163ZM162 204V207L163 206H165V205H163ZM178 204V203H177ZM218 204V203H217ZM232 204H234V203H232ZM231 204V205H232ZM243 204V203H242ZM250 204V203H249ZM248 204V205H249ZM258 204H259V201H258ZM261 204H260V207H261ZM24 205L26 206V204L24 203ZM118 205V207H120V206H123V205H120L119 206ZM154 205V204H153ZM180 205H182V204H180ZM179 205V206H180ZM199 205V204H198ZM219 205V204H218ZM217 205V206H218ZM222 205H223V203H222ZM227 205V204H226ZM252 205V204H251ZM32 206V205H31ZM40 206V205H39ZM114 206H116V203L114 204ZM158 206H160V205H158ZM177 206V205H176ZM186 206H188V205H186ZM263 207H264V204L262 205ZM2 207H3V205H2ZM20 207V206H19ZM64 208H65V206H63ZM81 207H82V205H81ZM94 207V206H93ZM107 207V206H106ZM113 207V206H112ZM125 207V206H124ZM145 207V206H144ZM149 207V206H148ZM156 207V206H155ZM184 207H185V205H184ZM193 207V206H192ZM191 207V208H192ZM200 207V206H199ZM219 207V206H218ZM234 207V206H233ZM232 206H229V205H227V209L229 210V211H227V212H231V211H233V208ZM236 207V206H235ZM237 207H239V205L237 206ZM16 208V207H15ZM23 208V207H22ZM22 208H20V209H22ZM39 208V207H38ZM44 208V207H43ZM63 208V210H65ZM87 208H92V205H89V207L87 206ZM114 208V207H113ZM158 208V207H157ZM173 208V207H172ZM179 208V207H178ZM177 208V209H178ZM188 208V207H187ZM187 208H185V209H187ZM242 209H245L246 207H244V206H242L241 207ZM255 208V207H254ZM4 209H5V207H4ZM17 209H18V207H17ZM32 210L34 209V208H31ZM53 209H54V211H53ZM99 209V208H98ZM114 209H116V208H114ZM123 209V208H122ZM148 209V208H147ZM146 209V210H147ZM150 209V208H149ZM153 209V208H152ZM160 209V208H159ZM164 209V208H163ZM165 209H166V207H165ZM196 209V208H195ZM199 209V208H198ZM257 209H259V208H257ZM262 209V208H261ZM260 209V210H261ZM2 210V209H1ZM9 210H11V208L9 209ZM36 210V209H35ZM41 210V209H40ZM63 210H62V213H63ZM70 210V209H69ZM102 210V209H101ZM108 210H109V208H108ZM113 210V209H112ZM119 210V209H118ZM124 210V209H123ZM140 210V209H139ZM142 210H144V209H142ZM146 210H144V211H146ZM158 210V209H157ZM183 210V209H182ZM218 210H220L219 208H218ZM6 211V210H5ZM20 211V210H19ZM22 211H23V209H22ZM31 211V210H30ZM45 211V210H44ZM72 211V210H71ZM70 211V212H71ZM87 211V210H86ZM91 211V210H90ZM100 211V210H99ZM114 211H116L117 212V210H114ZM127 211V210H126ZM149 211V210H148ZM148 211H146V212H148ZM153 212H154V209L152 210ZM168 211V210H167ZM170 211H171V209H170ZM235 211V210H234ZM239 211V210H238ZM243 211V210H242ZM257 211V210H256ZM259 211V210H258ZM15 212H16V210H15ZM41 212V211H40ZM60 212V211H59ZM85 212V211H84ZM84 212H79V213H84ZM94 212V211H93ZM97 212V211H96ZM140 212H142V211H140ZM172 212H173V210H172ZM177 212V211H176ZM185 212H187V210L185 211ZM189 212H190V210H189ZM198 212V211H197ZM236 212V211H235ZM241 212V211H240ZM239 212V213H240ZM245 213L247 212V211H244ZM18 213V212H17ZM23 213H24V211H23ZM39 213V212H38ZM62 213H60L61 215H63V216H65V214H62ZM65 213L67 214V211L65 210ZM73 213H75V210H74V212H72V214ZM87 213V212H86ZM114 213V212H113ZM112 213V214H113ZM126 213V212H125ZM124 213V214H125ZM129 213V212H128ZM167 213V212H166ZM194 213V212H193ZM219 213V212H218ZM41 214V213H40ZM59 214V215H60ZM85 214V213H84ZM88 214V213H87ZM91 214V213H90ZM89 214V215H90ZM95 214V213H94ZM97 214V213H96ZM101 214V213H100ZM108 214V213H107ZM115 214V213H114ZM127 214V213H126ZM125 214V216H127ZM136 215H137V213H135ZM148 214V213H147ZM147 214H146V216H147ZM150 215L152 214V213H149ZM153 214H155V213H153ZM168 214H170V213H168ZM167 214V215H168ZM189 214H191V212L189 213ZM228 213H226V215H227ZM264 214V210L262 209L259 213H258V215L257 214H255V215H257V218H262V215ZM12 215H13V213H12ZM60 215V216H61ZM74 215V214H73ZM77 215V218H79L78 216H79V214H75V216ZM80 215H83V214H80ZM97 215H99V212H98V214ZM123 215V214H122ZM121 215V216H122ZM171 215V214H170ZM170 215H169V217H170ZM172 215H174L173 213H172ZM223 215V214H222ZM221 215V216H222ZM225 215V214H224ZM223 215V216H224ZM247 215V214H246ZM25 216V215H24ZM30 216V215H29ZM72 216V215H71ZM71 216H70V214H68L67 215V220L68 219H70L71 218ZM101 216V218H102V216L103 215H100ZM116 216V215H115ZM118 216V215H117ZM124 216V215H123ZM138 216V215H137ZM136 216V217H137ZM139 216H141V215H139ZM144 216V215H143ZM143 216H141V218L143 217ZM155 216V215H154ZM162 216V215H161ZM165 216V215H164ZM163 216V217H164ZM190 216V215H189ZM219 216V215H218ZM239 216H240V214H239ZM242 216H244V215H242ZM248 216V215H247ZM73 217V216H72ZM84 217H85V215H84ZM90 217V216H89ZM96 217V215L94 216V218ZM99 217V216H98ZM97 217V218H98ZM111 217V216H110ZM112 217H113V215H112ZM157 217V216H156ZM178 217V216H177ZM180 217V216H179ZM225 217V216H224ZM255 217V216H254ZM16 218V217H15ZM26 218V217H25ZM65 218V217H64ZM81 218H82V216H81ZM93 218V219H94ZM118 218V217H117ZM133 218V217H132ZM183 218V217H182ZM211 218V217H210ZM226 218H228V217H226ZM239 218V217H238ZM257 218H255L256 219V221H257ZM10 219V218H9ZM61 219H63V218H61ZM82 219H85V218H82ZM82 219H79V221L80 220H82ZM100 219V218H99ZM113 219V218H112ZM123 218H121V220H122ZM148 219V218H147ZM150 219V218H149ZM152 219V218H151ZM155 219V218H154ZM157 219V218H156ZM165 219H166V217H165ZM171 219H172V217H171ZM175 219H177L176 217H175ZM186 219V218H185ZM212 219V218H211ZM230 219H232V217L231 218H229L228 220H230ZM237 219V218H236ZM241 219V222L242 221H244L243 220V218H240ZM239 219V220H240ZM254 219V220H255ZM14 220V219H13ZM12 220V221H13ZM66 220V221H67ZM72 221H73V219H71ZM86 220H87V218H86ZM106 220V219H105ZM108 221L110 220V219H107ZM119 220V219H118ZM121 220H120V222H121ZM138 221H141V220H139V219H137ZM136 220V221H137ZM191 220V219H190ZM193 220V219H192ZM191 220V221H192ZM223 220H224V218H223ZM234 220V219H233ZM250 220V219H249ZM18 221V220H17ZM39 221V220H38ZM57 221V220H56ZM55 221V223H57ZM72 221H67L68 223H70V222H72ZM77 221V220H76ZM84 221V220H83ZM89 221H91V218H90V220ZM93 221V220H92ZM91 221V222H92ZM135 221V222H136ZM143 221V220H142ZM153 221V220H152ZM159 221H160V219H159ZM162 221V220H161ZM160 221V222H161ZM164 221V220H163ZM193 221H195V220H193ZM211 221H213V220H211ZM235 221V220H234ZM237 221V220H236ZM256 221H255V223H256ZM259 221V220H258ZM261 222H262V220H260ZM259 221V222H260ZM16 222V221H15ZM48 222V221H47ZM63 222H65V221H63ZM82 221H80V223H81ZM114 222V221H113ZM119 222V221H118ZM144 222V221H143ZM146 222H147V220H146ZM151 222V221H150ZM149 222V223H150ZM168 222V221H167ZM172 222V221H171ZM170 222V223H171ZM182 222V221H181ZM180 222V223H181ZM183 222H185V221H183ZM204 222V221H203ZM217 222V221H216ZM223 223H224V221H222ZM221 222V223H222ZM231 222V221H230ZM240 222V223H241ZM250 222V221H249ZM260 222V223H261ZM22 223V222H21ZM28 223V222H27ZM58 223H59V221H58ZM74 223L75 222H73V224L71 225V227H73V225H74ZM79 223V224H80ZM84 223H85V221H84ZM90 223V222H89ZM98 223V222H97ZM116 223V222H115ZM138 223V222H137ZM157 223H158V220H157ZM156 223V224H157ZM164 223V222H163ZM177 223V222H176ZM193 223V222H192ZM195 223V226H196V223L197 222H194ZM16 224H18V230H13L15 227H17L16 226ZM37 224V223H36ZM77 224V223H76ZM86 224H88V223H86ZM95 224V222L93 223V226H95L94 225ZM102 224V223H101ZM106 224V223H105ZM135 224V223H134ZM139 224H141L140 222H139ZM161 224V223H160ZM174 224V223H173ZM172 224V225H173ZM178 224V223H177ZM182 224V223H181ZM180 224V225H181ZM204 224V223H203ZM210 224H212L211 222H210ZM230 224V223H229ZM242 224V223H241ZM248 224V223H247ZM21 225V224H20ZM26 225V224H25ZM38 225H40L39 223H38ZM37 225V226H38ZM68 225V224H67ZM104 225V224H103ZM107 225H110V224H107ZM111 225H113V224H111ZM120 225V224H119ZM119 225H117V226H119ZM124 225V224H123ZM137 226H138V224H136ZM135 225V226H136ZM142 225H145L144 223L142 224ZM147 225V224H146ZM162 225V224H161ZM165 225L167 226L168 224H166L165 223ZM179 225V224H178ZM193 225V224H192ZM200 225H202V223L200 224ZM215 225V224H214ZM217 225H219V224H217ZM221 225V224H220ZM226 225V224H225ZM232 225H234L233 223H232ZM245 225V224H244ZM251 225V224H250ZM258 225H260V224H258ZM257 225V226H258ZM263 225H264V223H263ZM54 226V225H53ZM80 226H81V224H80ZM84 226V225H83ZM121 226V225H120ZM134 226V227H135ZM174 226H175V224H174ZM183 226V225H182ZM185 226V225H184ZM189 226V225H188ZM203 226V225H202ZM201 226V227H202ZM212 226V225H211ZM222 226V225H221ZM227 226H229L228 224H227ZM226 226V227H227ZM235 226V225H234ZM241 226V225H240ZM261 226H262V224H261ZM25 227V226H24ZM29 227H30V225H29ZM42 227V226H41ZM56 227H57V225H56ZM61 227V226H60ZM59 227V228H60ZM78 227H79V225H78ZM77 227V228H78ZM130 227V226H129ZM176 227V226H175ZM175 227H174V229H175ZM204 227V226H203ZM253 227H255V226H253ZM253 227H252V229H253ZM34 228H35V226H34ZM51 228H53V227H50V230H51ZM55 228V227H54ZM58 228V227H57ZM74 228V227H73ZM122 228H124V227H122ZM128 228V227H127ZM138 228H139V226H138ZM172 228H173V226H172ZM177 228V227H176ZM195 228H197V227H195ZM229 229H230V227H228ZM227 228V229H228ZM237 228V227H236ZM251 227H249V228H247L248 230L250 229ZM256 228V227H255ZM0 229H2V228H0ZM22 229V228H21ZM41 229V228H40ZM43 229H47V228H42V230ZM61 229H62V227H61ZM64 229H68L67 228V226L64 228ZM70 229H72V228H70ZM81 229V228H80ZM94 229V228H93ZM121 229V228H120ZM130 229V228H129ZM132 229H133V227H132ZM141 229V228H140ZM150 229V228H149ZM167 229V228H166ZM173 229V230H174ZM211 229V228H210ZM233 229V228H232ZM231 229V230H232ZM260 229H262V231L264 230L263 229V227L262 228H260ZM4 230V233H6V234H8V238H7V242L5 243V245L3 244L2 245V249H1V247H0V250H2V252L1 253H4V252H6V251H10L11 250V248L12 249H16V248H18L19 250L21 249V247L23 246V244H25L26 243V245H27V242H28V240H31V239H38V238H40V237H38V235L37 234H35L33 231H32V229H31V231H29V233H33L32 234V236L30 237V236H28L27 234H26V236H23V237H21V235H19L18 233L20 232V231H22V230H20V228H19V222L18 223H14V222H12V227H9V225L8 226H6V228H4L3 229ZM13 230V231H12ZM23 230H25V229H23ZM28 230V229H27ZM26 230V231H27ZM38 230V229H37ZM75 231H76V229H74ZM82 230V229H81ZM92 230V229H91ZM97 229H95V231H96ZM147 230H148V228H147ZM168 230V229H167ZM172 230V231H173ZM192 229H190V231H191ZM223 230V229H222ZM234 230V229H233ZM238 230H241V229H239V227H238ZM237 230V231H238ZM245 230V229H244ZM244 230H242V231H244ZM254 230H257V229H254ZM1 231V230H0ZM11 231L12 232H17L16 233V238H15V236H14V241H13V238L12 237H10L9 236V233H11ZM61 231V230H60ZM69 231V230H68ZM121 231V230H120ZM124 230H122V232H123ZM151 231H153V229L151 228ZM161 231H162V229H161ZM181 231V230H180ZM194 231V230H193ZM203 231V230H202ZM213 231V230H212ZM226 231V230H225ZM236 231V232H237ZM253 231V230H252ZM258 231H259V229H258ZM3 232V231H2ZM24 231H22V233H23ZM48 232V231H47ZM81 232V231H80ZM92 232V231H91ZM122 232H121V234H122ZM126 232V231H125ZM135 232H137V231H135ZM141 232V231H140ZM143 232H145V230L143 231ZM154 232V231H153ZM156 232V231H155ZM155 232H154V234H155ZM157 232H158V230H157ZM157 232H156V234H157ZM164 232V231H163ZM178 232V231H177ZM209 232V231H208ZM211 232V231H210ZM233 232V231H232ZM231 232V233H232ZM254 232V234H257L255 231H253ZM259 232H261V231H259ZM37 233V232H36ZM39 233V232H38ZM41 233H43V231L41 232ZM40 233V234H41ZM45 233V232H44ZM57 233V234H56ZM54 235H55V237H56V235L58 236V233H60V234H63V233H65V232H56ZM68 232H66V234H67ZM75 233H77V232H75ZM120 233V232H119ZM132 233V232H131ZM137 233H139V232H137ZM136 233V234H137ZM162 233V232H161ZM164 233H166V232H164ZM173 233H176V232H173ZM193 233V232H192ZM197 233V232H196ZM216 233V232H215ZM228 233H229V230H228ZM235 232H233V237H236V234H234ZM242 233V232H241ZM249 233H252L251 231L249 232ZM248 233V234H249ZM263 233V232H262ZM13 234V233H12ZM51 234H53V233H51ZM70 234V233H69ZM132 234H134V233H132ZM141 234H144V233H141ZM147 234V233H146ZM194 234V233H193ZM206 234V233H205ZM217 234V233H216ZM239 234V233H238ZM247 234V233H246ZM248 234L246 235V236H248ZM253 234V235H254ZM259 234V233H258ZM4 235V234H3ZM47 235V234H46ZM71 235V237H72V235H73V237L75 238V236L76 235H74L73 233L72 234H70ZM114 235V234H113ZM120 235V234H119ZM122 235H124V237H125V233L124 234H122ZM130 235V234H129ZM149 235V234H148ZM153 235V234H152ZM159 235V234H158ZM162 235H164L163 233H162ZM166 235V234H165ZM187 235V237H188V234H186ZM190 235V234H189ZM200 234H197V236L198 237H200L199 236ZM214 235V234H213ZM261 235V234H260ZM263 235V234H262ZM29 237V239H27L28 237ZM41 236V235H40ZM48 236V235H47ZM63 236V235H62ZM66 235H64V237H65ZM67 236H68V234H67ZM82 236V235H81ZM100 236H102V235H100ZM141 236V235H140ZM140 236H138V237H140ZM150 236V235H149ZM148 236V238H150ZM229 236V235H228ZM226 237L227 239H229V237ZM2 237V236H1ZM0 237V238H1ZM51 237H53L52 235H51ZM51 237H49V238H51ZM70 237V238H71ZM104 237H105V235H104ZM177 237V236H176ZM182 237V236H181ZM194 237V236H193ZM202 237H203V235H201V241L202 242H204L203 241V239H202ZM205 237H207V235L205 236L204 235V237L203 238H205ZM210 237V236H209ZM209 237H207V238H209ZM215 237H217V236H212V239L213 238H215ZM223 237V236H222ZM243 237V236H242ZM257 237H259V236H257ZM261 237V236H260ZM263 237V236H262ZM41 238H43V237H41ZM45 238H47V237H45ZM67 238V237H66ZM65 238V240H60V246H64L65 245V241H67L68 242V240ZM74 238H72L73 240H74ZM78 238H79V236H78ZM77 238V239H78ZM95 238V237H94ZM109 238V237H108ZM145 238V237H144ZM147 238V239H148ZM155 238V237H154ZM169 238V237H168ZM174 238V237H173ZM211 238V237H210ZM226 238H224L223 237V239H224V241H226ZM246 238V237H245ZM255 239H257L256 238V236L254 237ZM58 239H59V236H58ZM62 239V238H61ZM77 239H75L74 241H76ZM79 239H82L83 240V236L82 237H80ZM92 239V238H91ZM91 239H89V238H86V240H90L91 241ZM117 239V238H116ZM121 239H125V238H122V236H121ZM128 239H130V238H128ZM189 239V238H188ZM211 239V240H212ZM217 239V238H216ZM259 239V238H258ZM43 240V239H42ZM42 240H40V241H42ZM45 241H47L48 240V243H50L49 242V239H44ZM54 240H56V239H54ZM71 240V239H70ZM72 240V241H73ZM93 240V242L91 243L92 244V246L95 244L94 242H95V240L94 239H92ZM120 240V238L117 240V241H119ZM135 239H133V241H134ZM142 240V239H141ZM152 240H155V239H152ZM209 240V243L211 242V240L210 239H207V241ZM214 240V239H213ZM212 240V241H213ZM232 240V239H231ZM235 240V239H234ZM241 240V239H240ZM242 240H244V238L242 239ZM27 241V242H26ZM45 241H43V242H45ZM52 241V240H51ZM65 243H64V242ZM70 241V242H68V243H73L72 245L71 244H69L70 246H72V247H74L75 245V242L73 241ZM97 241V240H96ZM103 241V240H102ZM111 241H113V240H111ZM116 241V242H117ZM122 241V240H121ZM121 241H119V243L121 242ZM124 241H126V239L124 240ZM124 241H123V243H124ZM130 241V240H129ZM136 241H137V239H136ZM172 241V240H171ZM170 241V242H171ZM186 241V240H185ZM188 241V240H187ZM186 241V242H187ZM197 241V240H196ZM199 241V240H198ZM223 241V240H222ZM223 241V242H224ZM228 241V240H227ZM226 241V242H227ZM254 240H252V242H253ZM260 241V240H259ZM39 242V241H38ZM80 242H82V244H83V241H80ZM98 242V241H97ZM104 242V241H103ZM115 242V243H116ZM127 242V241H126ZM124 243L125 244V246H127L126 244H129L128 242L127 243ZM176 242V241H175ZM200 242V241H199ZM198 242V243H199ZM234 242V241H233ZM242 242V241H241ZM13 243V244H12ZM40 243V242H39ZM38 243V245H40ZM42 243V242H41ZM46 243V242H45ZM47 243V244H48ZM57 243V242H56ZM58 243H59V241H58ZM57 243V244H58ZM67 243V244H68ZM79 243V242H78ZM94 243V244H93ZM100 244H101V242H99ZM123 243H122V246H123ZM131 243V242H130ZM136 243H138V242H136ZM143 243V242H142ZM147 243V242H146ZM153 243H154V241H153ZM165 243V242H164ZM164 243L162 244V245H164ZM181 243H183V245H184V240L182 241V242H180V244ZM197 243V242H196ZM230 243L232 244V242L230 241ZM236 244L238 243V241L237 242H235ZM234 243V244H235ZM254 243H256V241H254ZM37 244V243H36ZM53 244H55L54 242H51V245H53ZM85 244H86V241H85ZM84 244V245H85ZM90 244V245H91ZM150 245H151V243H149ZM158 244V243H157ZM161 244V243H160ZM190 244V243H189ZM202 244H205V243H201V245ZM208 244V243H207ZM206 244V245H207ZM212 244V243H211ZM213 244H214V246H215V242H213ZM224 244V243H223ZM222 244V245H223ZM235 244V245H236ZM239 244H240V241H239ZM42 245V244H41ZM83 245V246H84ZM87 245H89V243L87 242ZM99 245V244H98ZM112 245H115V244H112ZM117 245V244H116ZM120 245V244H119ZM132 245V244H131ZM133 245H134V243H133ZM137 245V244H136ZM182 245V244H181ZM180 245V246H181ZM182 245V246H183ZM200 245V244H199ZM225 245V244H224ZM227 246H228V244H226ZM233 245V244H232ZM232 245H230V246H232ZM257 245V248H258V244H255V246ZM44 246H45V244H44ZM50 246V245H49ZM56 246V245H55ZM59 246V247H60ZM76 246H78V245H76ZM75 246V247H76ZM82 246V247H83ZM103 246H105L104 244L102 245V249L104 248ZM120 247L121 249L122 248H124V247ZM129 246V245H128ZM127 246V248H130V247H128ZM153 246H154V244H153ZM152 246V248H154ZM161 245H159L158 246V250H161V248H162V246L160 247ZM185 246V245H184ZM208 246V245H207ZM211 246V245H210ZM229 246V247H230ZM234 246V245H233ZM254 246V247H255ZM26 247V246H25ZM36 247H37V245H36ZM39 247V246H38ZM47 247H48V245H47ZM58 247V246H57ZM79 247V246H78ZM77 247V249L78 250H80V248H81V246H80V248H78ZM88 247V246H87ZM86 247V248H87ZM90 247V246H89ZM94 247V248H93ZM93 247H91L90 248V251H83V252H85V254L83 253L82 254V256L83 255H85L86 256V254H88L87 256H89V258H90V260H91V262H90V260L88 261V258H83V257H85V256H83L82 258L85 260V259H87V261L89 262V264H96L94 261V259L93 258H95L96 257V255L98 254L99 255V257H101V256H104L101 252V255H100V253H99V251H97V248L95 247V246H93ZM98 247V246H97ZM109 247H111V245L109 246ZM134 247V246H133ZM140 247V246H139ZM148 247V246H147ZM159 247H160V249H159ZM176 247H177V245H176ZM179 247V246H178ZM190 247V246H189ZM216 247V246H215ZM40 248H41V246H40ZM46 248V247H45ZM52 248V247H51ZM66 248V247H65ZM69 248V247H68ZM86 248H84V249H86ZM96 248V249H95ZM193 248V247H192ZM227 248V247H226ZM225 248V249H226ZM256 248V247H255ZM256 248V249H257ZM28 249H29V247H28ZM43 249H44V247H43ZM53 249V248H52ZM63 249V248H62ZM67 249V248H66ZM102 249L100 250V246H99V250L100 251H102ZM131 249V248H130ZM165 248H163V250H164ZM177 249V248H176ZM175 248H174V250H176ZM181 249V248H180ZM201 249V247L198 249V250H200ZM238 249H240L239 248V245H238ZM253 248H251L250 250H249V252L252 250ZM36 250V249H35ZM38 250V249H37ZM36 250V251H37ZM45 250V249H44ZM44 250H42L43 252H44ZM47 250V249H46ZM46 250H45V252H46ZM48 250H50V252H51V249H50V247L48 248ZM69 249H67L66 250V252L68 251ZM81 250H83V248L81 249ZM86 250H88V249H86ZM109 250V249H108ZM114 250V249H113ZM138 250V249H137ZM184 250H185V248H184ZM190 250V249H189ZM188 250V251H189ZM195 250H196V248H195ZM254 250V249H253ZM263 250V248L261 249V251ZM27 251V250H26ZM29 251H30V249H29ZM34 251V250H33ZM35 251V252H36ZM58 251H59V248H58ZM58 251H56L57 253H58ZM72 251V250H71ZM116 251H118V250H116ZM123 251V250H122ZM133 251H135V250H133ZM157 251V250H156ZM162 251V250H161ZM180 251H182V250H180ZM186 251V250H185ZM184 251V252H185ZM188 251H186V252H188ZM201 251V250H200ZM199 251V252H200ZM203 251V250H202ZM213 252H214V250H212ZM212 251H210V252H212ZM219 251V250H218ZM228 251V250H227ZM256 251V250H255ZM10 252H12V251H10ZM14 252V251H13ZM12 252V253H13ZM21 252V251H20ZM28 252V251H27ZM26 252V253H27ZM48 252V251H47ZM54 252V251H53ZM60 252V251H59ZM73 252H74V250H73ZM71 253V254H74V253ZM82 252V251H81ZM163 252V251H162ZM164 252H166V251H164ZM163 252V253H164ZM173 252V251H172ZM184 252L182 253V255L184 254ZM190 252V251H189ZM208 252V251H207ZM207 252H205V253H207ZM212 252V253H213ZM216 253H217V251H215ZM224 252V251H223ZM232 252V251H231ZM16 253H18V252H16ZM29 253V252H28ZM38 253H40L41 254V250L38 252ZM57 253H56V256H57ZM78 253V252H77ZM77 253H75V254H77ZM103 253H104V251H103ZM119 253V252H118ZM134 253V252H133ZM180 253V252H179ZM203 253V252H202ZM201 253V254H202ZM205 253H203V254H205ZM209 253V252H208ZM230 253V252H229ZM252 254H253V252H251ZM258 253H259V251H258ZM258 253H257V255H258ZM261 253H264V250H263V252H261ZM261 253H259V254H261ZM8 254V253H7ZM10 254V253H9ZM8 254V255H9ZM14 254V253H13ZM21 253H19V255H20ZM22 254L24 255V253L22 252ZM40 254H38V255H40ZM47 254V253H46ZM45 254V255H46ZM48 254H50V253H48ZM55 254V253H54ZM53 254V255H54ZM60 254H61V252H60ZM63 254V253H62ZM62 254H61V257H63L62 256ZM65 254V253H64ZM63 254V255H64ZM67 254V253H66ZM69 254V253H68ZM67 254V255H68ZM74 254V256H76ZM81 254V253H80ZM110 254V253H109ZM108 254V255H109ZM120 254V253H119ZM119 254H117L116 256H118ZM178 254V253H177ZM181 254V253H180ZM188 254V253H187ZM202 254V255H203ZM225 254V253H224ZM252 254H250L249 256L251 257V255ZM12 255V254H11ZM42 255V254H41ZM40 255V256H41ZM44 255V254H43ZM51 256H52V254H50ZM49 255V256H50ZM78 255V254H77ZM111 255H113V254H111ZM129 256H130V253L128 254ZM158 255V254H157ZM160 255H161V252H160ZM159 255V256H160ZM164 255H166V254H163V256ZM169 255V254H168ZM175 255V254H174ZM255 255H256V252H255ZM255 255H254V258H255ZM256 255V256H257ZM264 255V254H263ZM3 256V255H2ZM1 256V257H2ZM59 256V255H58ZM65 256V255H64ZM70 256V255H69ZM73 256V255H72ZM71 256V257H72ZM73 256V257H74ZM86 256V257H87ZM116 256H109V257H111V259L113 260V259H115V258H117ZM167 256V255H166ZM185 256H186V254H185ZM195 256V255H194ZM201 256V255H200ZM205 256V255H204ZM253 256V255H252ZM259 256V255H258ZM257 256V257H258ZM5 257H8V256H5ZM12 257V256H11ZM15 257H18L17 255L15 256ZM20 257H23V256H21L20 255ZM24 257H26V256H24ZM31 257V256H30ZM43 257V256H42ZM41 257V258H42ZM60 257V258H61ZM77 257V256H76ZM81 256H79L77 259H78V262L80 261V258ZM98 257V258H99ZM115 257V258H114ZM137 257V256H136ZM162 257V256H161ZM176 257H178V256H176ZM183 257H184V255H183ZM209 257V256H208ZM215 257H217V259H219L220 257H218V256H215ZM235 257H237V256H235ZM246 257V256H245ZM10 258V257H9ZM9 258H8V260L7 261H9ZM32 258V257H31ZM36 258H38V257H36ZM45 258V257H44ZM43 258V259H44ZM53 258V257H52ZM52 258H50V259H52ZM55 258V257H54ZM66 259L65 260H67L68 258L67 257H65ZM97 258V257H96ZM95 258V259H96ZM97 258V259H98ZM173 258V257H172ZM180 258H181V256H180ZM229 258V257H228ZM238 258V257H237ZM239 258H241V259H243V257H239ZM253 258V257H252ZM1 259V258H0ZM16 259H18V261L20 260L19 258H16ZM25 259V258H24ZM26 259H28V257L26 258ZM25 259V260H26ZM48 259V258H47ZM46 259V260H47ZM71 259H73V258H71ZM70 259V260H71ZM77 259H76V262H77ZM96 259V260H97ZM105 259V258H104ZM104 259H100L99 258V260L101 261V260H104ZM109 259V258H108ZM111 259H109L110 261H108L107 259H105V261L106 262H109V264H113L112 262L114 261H111ZM120 258H117L116 259V261L117 260H119ZM164 259V258H163ZM185 259V258H184ZM183 259V260H184ZM196 259V258H195ZM232 259V258H231ZM236 259V258H235ZM251 259V258H250ZM250 259L248 260V258L245 260H242L243 262L245 261V264H247V260L248 261H250ZM256 259V258H255ZM255 259H253L254 261H255ZM12 260H15V259H12ZM23 260V259H22ZM24 260V261H25ZM45 260V261H46ZM58 260V261H57ZM70 260H68L67 262H69ZM82 260V259H81ZM92 260H94V261H92ZM122 260V259H121ZM125 260V259H124ZM201 260V259H200ZM220 260V259H219ZM252 260V259H251ZM15 261H17V260H15ZM37 261H39V260H37ZM37 261H35L34 260V262H37ZM49 261V260H48ZM56 261L59 263V259L58 258H56ZM62 261H63V258H62ZM74 261V260H73ZM72 261V262H73ZM99 261V262H100ZM116 261L114 262V264H117L116 263ZM160 261H162V260H160ZM198 261V260H197ZM238 261V260H237ZM254 261H253V263H252V261H250V263L251 264H254ZM44 262V261H43ZM75 262V263H76ZM81 262L82 261H80L79 263L81 264ZM88 262H86V263H88ZM173 262V261H172ZM182 262V261H181ZM199 262V261H198ZM219 262H221V260L219 261ZM259 262V261H258ZM260 262H261V260H260ZM3 263V262H2ZM5 263V262H4ZM14 263V262H13ZM13 263H10V264H13ZM16 263V262H15ZM21 263V262H20ZM40 263H42V261L40 262ZM47 262H45V264H46ZM51 263V262H50ZM53 263V262H52ZM54 263H56L55 261H54ZM74 263V262H73ZM83 263V262H82ZM97 263H98V260H97ZM120 263H122V261L120 262ZM119 263V264H120ZM124 263V262H123ZM236 263V262H235ZM18 264H19V262H18ZM34 264V263H33ZM36 264H38V263H36ZM44 264V263H43ZM64 264V263H63ZM65 264H66V261H65ZM67 264H72L71 262L70 263H67ZM84 264V263H83ZM156 264V263H155ZM163 264V263H162ZM164 264H165V262H164ZM200 264V263H199ZM238 264H242L241 262H239ZM249 264V263H248ZM256 264H257V261H256Z\"/></svg>",
  "mask_w": 264,
  "mask_h": 264
},
{
  "label": "snow or ice",
  "instance_id": "3",
  "mask_svg": "<svg viewBox=\"0 0 264 264\" xmlns=\"http://www.w3.org/2000/svg\"><path fill=\"white\" fill-rule=\"evenodd\" d=\"M45 2L51 9L80 13L92 0H41V3ZM120 7L126 11L123 16L108 15V6L101 5L98 18L111 20V23L96 29L99 36L81 34L69 25V35L61 39L97 42L101 38L123 36L133 24L138 25L139 39L136 44L143 62H146L149 80L145 91L150 93L153 85L159 82L161 67L167 71L170 53L169 49L163 46L167 37L169 47L176 46L182 53V61L185 62L177 65L176 75L179 80L186 82L194 76L198 77L205 66L214 69L213 74L204 79L214 82L208 83L207 88L215 89L216 99L211 109H201V112L205 118L211 117L207 125L209 131L215 132L223 128L224 109L236 107L234 104L226 105L225 98L231 95L232 89L239 90L243 87L242 84H237V81L247 77L246 65L250 63L253 51L264 45V0H140L128 5L132 11H127L123 5ZM28 17L33 27V21L36 20L45 27L60 25V21L49 13L41 14L39 8L29 7ZM179 17L182 19H178ZM46 18L51 19L52 24H47ZM141 19L144 20L143 25H140ZM209 44L212 45L211 48ZM189 60H194L195 63L189 65L186 63ZM135 63L141 65L142 60L136 59ZM254 83H258L259 87L252 89V95L247 98L239 97L246 99L245 106H242L239 112H228L229 118L236 119L245 127L248 122L246 114L250 115L256 97L264 100V80ZM188 97L191 99L193 93L190 92ZM170 98H177L174 89L170 90ZM236 98L233 96V99ZM152 103L155 105L156 101ZM260 121V127L264 128V116L260 117ZM194 123L201 124L199 120ZM181 126L192 131L201 130L188 123L182 122ZM234 248L235 246L233 250Z\"/></svg>",
  "mask_w": 264,
  "mask_h": 264
},
{
  "label": "water",
  "instance_id": "4",
  "mask_svg": "<svg viewBox=\"0 0 264 264\" xmlns=\"http://www.w3.org/2000/svg\"><path fill=\"white\" fill-rule=\"evenodd\" d=\"M21 1L29 5L28 9L29 7L34 9L46 8L50 14L54 13L58 20L61 18L63 21L64 18L66 19L68 16H71L72 24L77 32L94 36H99L97 28L111 23V20H101L98 18L102 4L108 6V15L119 14L123 16L126 14V11L121 9V5L127 11H132L128 5L140 2V0H92V3L83 8L80 13H73L63 9L48 8L47 3H41V0ZM64 2H68V0H64ZM178 19H182V17ZM34 22L37 25H41L38 20ZM143 24L144 20L141 19L140 25ZM138 28V25L133 24L131 29L123 36H113L111 39L101 38L97 42H73L66 40L65 46L68 50V55L66 56L71 62L90 71L96 72V68L103 67L100 69L102 71L106 70L109 78H117V82L111 85L116 94L119 91L124 93V97L119 93L117 95L118 99H124V103H132L141 108L153 126L169 135L183 140H194L205 133H216L236 142H264V128L260 127V117L264 116V100L260 99L259 96L256 97L254 106L250 110V115L246 114L248 115L246 127L238 123L236 119L229 118L228 116L229 111L239 112L242 106H245L246 99L242 100L239 97L247 98L252 95V89L259 87L258 83L254 82L264 80V45L258 46L253 51L250 63L246 65L247 77L237 81V84H242L243 87L239 90L232 89L231 95L225 98L224 103L226 105L234 104L236 107L224 109V127L220 128L219 131L213 132L209 131L207 127L211 117L205 118L201 109L205 111L211 109L216 99L215 89L207 88L208 83L214 82L204 79L206 76H211L214 69L205 66L198 77L194 76L186 82L179 80L176 75L177 65L178 63L185 62L182 61V53L178 51L176 46L169 47L167 37H165L163 46L168 48L170 53L167 60V71L165 72L164 68L161 67L158 84L153 85L150 93L146 92L145 86L149 80V76L146 62H143L140 49L136 44L139 39L137 35ZM51 46L52 50H54L52 43ZM209 47L211 48L212 45L209 44ZM91 50L94 53L92 54V59L83 56L90 53ZM95 57H97V60L94 59ZM136 59H141L142 64L137 65L135 63ZM186 63L190 65L195 63V61L189 60ZM172 89L177 93V98H170V90ZM190 92L193 93L191 99L188 97ZM233 96L237 98L233 99ZM85 99H82V101L87 105L89 100L86 99L85 101ZM152 101H156V104L154 105ZM247 103L253 102L247 101ZM173 117H175V120H173ZM195 120H199L201 124L196 125L194 123ZM182 122L191 124L193 128H200L201 130L192 131L189 128L182 127ZM217 127L219 128V125Z\"/></svg>",
  "mask_w": 264,
  "mask_h": 264
}]
</instances>
